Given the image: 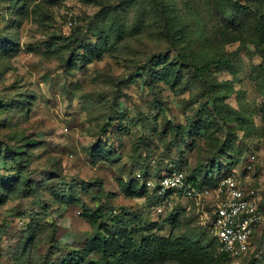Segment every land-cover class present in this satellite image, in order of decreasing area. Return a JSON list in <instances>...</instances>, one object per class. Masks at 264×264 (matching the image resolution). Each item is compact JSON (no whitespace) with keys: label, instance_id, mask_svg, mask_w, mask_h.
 I'll list each match as a JSON object with an SVG mask.
<instances>
[{"label":"rangeland","instance_id":"rangeland-1","mask_svg":"<svg viewBox=\"0 0 264 264\" xmlns=\"http://www.w3.org/2000/svg\"><path fill=\"white\" fill-rule=\"evenodd\" d=\"M255 12L264 0H0V264H95L101 223L207 247L217 198L176 196L174 223L156 210L171 167L264 204ZM255 241L199 264H264V223Z\"/></svg>","mask_w":264,"mask_h":264},{"label":"built area","instance_id":"built-area-1","mask_svg":"<svg viewBox=\"0 0 264 264\" xmlns=\"http://www.w3.org/2000/svg\"><path fill=\"white\" fill-rule=\"evenodd\" d=\"M162 201L156 206L159 215L175 212L176 196L201 201L213 197L212 223L217 238V253L241 259L252 247L257 231L264 223V210L254 191L246 189L234 177L224 178L216 187L200 185L189 180L187 172L173 168L155 183ZM215 196V197H214Z\"/></svg>","mask_w":264,"mask_h":264},{"label":"trees","instance_id":"trees-1","mask_svg":"<svg viewBox=\"0 0 264 264\" xmlns=\"http://www.w3.org/2000/svg\"><path fill=\"white\" fill-rule=\"evenodd\" d=\"M242 7L248 10L252 9L246 5H242ZM255 16L257 17L256 32L260 43L264 46V18L258 12H255ZM227 61L228 60L223 59V57H219V59L215 60V62L222 63H226ZM209 64L194 66V68L197 72L202 73ZM173 168L185 170L189 180L193 183L209 185L212 182V180H207L203 177L199 171L194 170L189 172L182 167H171L164 173ZM164 173H161L159 178L163 176ZM152 196L156 205L162 201L157 196L156 188L152 189ZM261 206L264 210L263 203H261ZM178 213L179 211L175 210V212L165 215V220H170V222L174 223ZM101 225L104 226V236L93 238L88 249L90 252H101L103 255L102 259L95 261V264H160L168 261H175L182 264H199L204 259L216 261L232 259L228 254L217 253V238L215 235L212 236L213 240L207 247L203 249L202 247L200 249H193L192 243L189 241L185 242L179 240L176 242L168 237L156 235L154 233L145 235L138 244L134 234L139 229L116 230L113 226L110 227L104 223H101ZM155 227H157L156 222L152 223L149 229L153 230ZM254 243H256L255 239L252 245H254ZM76 259L79 261L81 257Z\"/></svg>","mask_w":264,"mask_h":264}]
</instances>
